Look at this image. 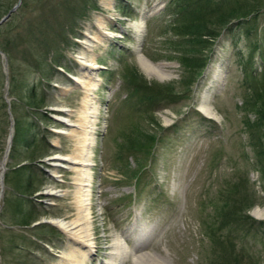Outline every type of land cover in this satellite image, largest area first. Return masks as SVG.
I'll return each mask as SVG.
<instances>
[{
    "label": "rangeland",
    "instance_id": "rangeland-1",
    "mask_svg": "<svg viewBox=\"0 0 264 264\" xmlns=\"http://www.w3.org/2000/svg\"><path fill=\"white\" fill-rule=\"evenodd\" d=\"M11 1L0 0V7ZM168 2L97 0V8L71 24L57 9L63 0H29L0 26V45L13 56L10 63L0 48V264H139L144 254L167 264H218L222 245L244 264L251 257L264 264V226H231L237 211L240 219L264 220V184L245 125L255 116L245 101L254 74L264 68V12L234 20L211 38L206 67L192 78L179 60L184 50L165 11ZM63 24L74 26L50 47L47 70L27 72L28 47L37 46L43 32L55 38ZM82 52L95 68L82 64ZM139 55L163 65L167 76L147 73ZM134 69L164 94L143 100L130 78ZM91 81L97 113L89 166L92 243L85 252L42 220L77 218V171L53 163L55 156L77 154L79 137L65 132L77 128L63 117L84 121V83ZM34 84L35 102L45 103L40 109L28 105ZM205 102L216 117L201 111ZM143 133L154 137L145 153L135 143ZM32 152L33 161L27 158ZM30 178L31 191L19 193L18 184Z\"/></svg>",
    "mask_w": 264,
    "mask_h": 264
},
{
    "label": "trees",
    "instance_id": "trees-1",
    "mask_svg": "<svg viewBox=\"0 0 264 264\" xmlns=\"http://www.w3.org/2000/svg\"><path fill=\"white\" fill-rule=\"evenodd\" d=\"M29 0H23L22 6H27ZM97 0H63V3L57 5L58 10L62 9L64 14L69 17L71 24H76V19L79 16H84L87 14L90 8H97ZM124 1V0H123ZM120 0V2H123ZM17 3V0H12L8 5H2L0 7V19ZM126 4V3H125ZM169 15H172V23L174 29L177 31V35L180 38L178 45L181 46L183 51L182 56H180V62L185 68V72L188 73L192 78L200 74L202 68L206 67V54L204 51L209 50L211 46V38L215 39L220 35L221 31L234 20H243L247 18L256 19L261 13L264 12V0H169L168 5L165 10ZM38 25V31L41 28L46 27L47 21H43ZM71 24L65 27V24L61 27L60 33L55 38H51L50 35H46L43 32V37L36 44L37 46L28 47L27 53V72L36 70L41 73L45 72L48 67V53L51 46L60 43L61 41L66 40L68 30H72ZM37 30V24L31 29V37H35ZM38 36L35 38L37 40ZM61 38V40H59ZM32 39V38H31ZM30 40V39H29ZM28 40V41H29ZM58 40V41H57ZM29 45V44H28ZM2 53L7 54L10 58L9 62L12 63L13 56L8 48L0 45ZM46 48V49H45ZM181 51V52H182ZM52 59V58H51ZM57 62L56 59H54ZM264 65V63H263ZM11 70L14 72V68L11 67ZM256 83L254 82L252 87V92L247 96L245 101L247 108L255 115L253 120L246 119V131L250 134L251 146L254 151V161L253 167L257 169L263 180L264 184V68L259 74H254ZM1 76V75H0ZM16 75H12V83L15 82ZM133 84L141 92L140 97L143 100H147L148 103L153 102L156 98H159L164 94V87L157 83H149L144 80L143 77L138 73L136 69L132 70L130 74ZM190 80V78H189ZM168 91V90H167ZM29 97L33 99V102L30 101L28 105H32L35 109H40L44 106V101L35 102L37 87L32 85L28 89ZM13 93V90L11 91ZM15 93V92H14ZM19 98V97H18ZM20 129L17 127L16 132L18 133ZM143 138L141 140H135L136 145L140 147V152H146L150 146H152L153 136H146L142 134ZM26 144L31 145L32 141L27 140ZM154 146V145H153ZM31 161L36 160L38 156L32 152L27 157ZM138 160L140 164V170L143 166L142 160ZM26 166L19 167L25 168ZM139 170V172H140ZM138 174V173H137ZM10 181V176H8L7 182ZM18 184L15 181V186ZM32 180L31 178L26 181V184L21 183L16 187L19 193L24 192L28 193L31 191ZM34 190V189H33ZM238 211L235 213L234 220L231 222V226H235L238 223H243L245 226L253 227L255 224L264 226V220H256L248 215L239 216ZM30 215H25L26 218H23L25 225L30 224ZM250 219V220H249ZM229 224L228 222H226ZM220 252L218 255V264H244L239 260V253L234 249H227L223 246L219 248ZM250 264L255 262L251 257L248 259Z\"/></svg>",
    "mask_w": 264,
    "mask_h": 264
},
{
    "label": "bare ground",
    "instance_id": "bare-ground-1",
    "mask_svg": "<svg viewBox=\"0 0 264 264\" xmlns=\"http://www.w3.org/2000/svg\"><path fill=\"white\" fill-rule=\"evenodd\" d=\"M90 36L88 39H85L83 43L86 47L91 45L93 39ZM139 61L141 63L142 68L149 74H155L159 78L164 79L167 76V73L164 71V66L161 64H154L144 55H139ZM82 64L85 66H91V69L95 68L96 66L93 62H90L87 57L86 53L82 52V55L79 57ZM83 76L90 75L88 73H84ZM79 81L81 82L82 80ZM84 82V81H83ZM87 89V95L84 100V121L79 122H72L68 116H64L63 119L70 124V126H75L77 129H71L65 131L66 133L75 134L79 137L78 140V150L77 154L74 156H67V157H60L55 156V162L53 163L55 166H61L66 168H72L77 171L79 182L76 191V206L78 210L77 218L73 220H66L63 218H51L50 221L54 223L57 227H59L63 232H65L70 239H73L76 243L82 246V250L85 252L88 251V248L83 249L85 247L91 246V238H90V225H89V218H90V200H91V178L92 175L90 173L89 166L91 165V156H92V147L95 144V136L94 131L92 130V125L95 121L97 107L93 104V90L96 88L97 83L89 82L84 83ZM201 111L204 112L209 117H216V112L212 106L208 104V102L203 103L201 106ZM69 115V109H66L65 112ZM69 128V127H68ZM58 176V175H57ZM49 193L55 194L58 190L49 189ZM263 212L261 210H256L255 214L261 216ZM118 246L120 247V241H117ZM125 251V250H124ZM137 262L139 264H167L165 260L157 259L152 254H144L142 256L137 257Z\"/></svg>",
    "mask_w": 264,
    "mask_h": 264
},
{
    "label": "water",
    "instance_id": "water-1",
    "mask_svg": "<svg viewBox=\"0 0 264 264\" xmlns=\"http://www.w3.org/2000/svg\"><path fill=\"white\" fill-rule=\"evenodd\" d=\"M23 0H18V2L0 19V26L3 25L7 20L10 19V17L12 16V14L20 7V5L22 4ZM12 137H13V133L10 134L9 137V143L12 142ZM10 148V145H9ZM46 171H48L47 169H45ZM49 172V171H48ZM42 222L45 223H52L50 220H42ZM41 222H37L36 224H39Z\"/></svg>",
    "mask_w": 264,
    "mask_h": 264
}]
</instances>
